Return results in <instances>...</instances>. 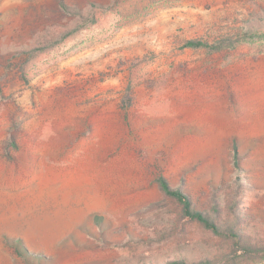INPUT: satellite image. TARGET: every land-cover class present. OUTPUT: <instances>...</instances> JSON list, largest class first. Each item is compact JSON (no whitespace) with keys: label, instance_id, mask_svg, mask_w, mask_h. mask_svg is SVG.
Masks as SVG:
<instances>
[{"label":"rangeland","instance_id":"obj_1","mask_svg":"<svg viewBox=\"0 0 264 264\" xmlns=\"http://www.w3.org/2000/svg\"><path fill=\"white\" fill-rule=\"evenodd\" d=\"M225 232L264 247V0H0V264H236Z\"/></svg>","mask_w":264,"mask_h":264},{"label":"trees","instance_id":"obj_2","mask_svg":"<svg viewBox=\"0 0 264 264\" xmlns=\"http://www.w3.org/2000/svg\"><path fill=\"white\" fill-rule=\"evenodd\" d=\"M186 48H209L210 45L201 42V41H193L190 40L186 42L185 45ZM237 165V164H236ZM157 183L163 192V194L173 200L176 204H178L184 214V219H188L191 221H198L202 223L205 227L210 228H216V224L211 221L208 217H206L201 211L195 210V205L192 201V198L187 192L181 188H174L171 186V184L168 182L167 179L164 177H159L157 179ZM216 234H219L221 232H214ZM227 233L226 238L228 239L227 243L228 246L226 249H221L222 258H227L228 260H225V263L233 262L236 264H241L243 261H245L247 256H254V255H260L262 254V259H264V247L258 246L254 247L252 243L246 241L241 236L242 232H225ZM230 239V240H229ZM260 257V256H259ZM164 264H187V261L185 259H178L174 261H168Z\"/></svg>","mask_w":264,"mask_h":264}]
</instances>
